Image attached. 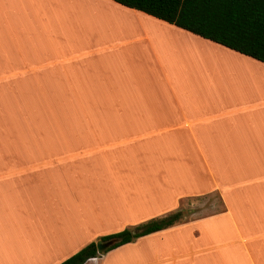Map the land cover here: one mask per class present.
I'll return each mask as SVG.
<instances>
[{
  "label": "crops",
  "instance_id": "0c3cea01",
  "mask_svg": "<svg viewBox=\"0 0 264 264\" xmlns=\"http://www.w3.org/2000/svg\"><path fill=\"white\" fill-rule=\"evenodd\" d=\"M213 192L83 264H264V62L114 0H0V264Z\"/></svg>",
  "mask_w": 264,
  "mask_h": 264
},
{
  "label": "trees",
  "instance_id": "16d2710c",
  "mask_svg": "<svg viewBox=\"0 0 264 264\" xmlns=\"http://www.w3.org/2000/svg\"><path fill=\"white\" fill-rule=\"evenodd\" d=\"M175 24L206 39L264 62V0H114ZM183 218L182 210L102 235L114 240L105 252L136 238L169 227ZM99 256L90 241L58 264H83Z\"/></svg>",
  "mask_w": 264,
  "mask_h": 264
},
{
  "label": "rangeland",
  "instance_id": "374dc122",
  "mask_svg": "<svg viewBox=\"0 0 264 264\" xmlns=\"http://www.w3.org/2000/svg\"><path fill=\"white\" fill-rule=\"evenodd\" d=\"M183 212V219H190L198 215L211 213L222 206L217 192L205 196L187 198L180 204Z\"/></svg>",
  "mask_w": 264,
  "mask_h": 264
},
{
  "label": "water",
  "instance_id": "95a60500",
  "mask_svg": "<svg viewBox=\"0 0 264 264\" xmlns=\"http://www.w3.org/2000/svg\"><path fill=\"white\" fill-rule=\"evenodd\" d=\"M112 242H114V240H108V241H102L100 239H98L96 241V246H97V252L98 253H103L105 252V250L107 249V247L112 244Z\"/></svg>",
  "mask_w": 264,
  "mask_h": 264
}]
</instances>
